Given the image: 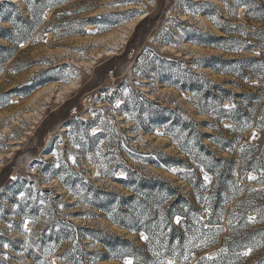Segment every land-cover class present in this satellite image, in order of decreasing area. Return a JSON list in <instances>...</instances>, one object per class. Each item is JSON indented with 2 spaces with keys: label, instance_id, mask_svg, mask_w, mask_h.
<instances>
[{
  "label": "rangeland",
  "instance_id": "rangeland-1",
  "mask_svg": "<svg viewBox=\"0 0 264 264\" xmlns=\"http://www.w3.org/2000/svg\"><path fill=\"white\" fill-rule=\"evenodd\" d=\"M263 13L264 0H0V264H124L129 257H106L101 239L122 237L141 248L144 240L96 208L116 212L102 192L129 195L118 183L125 179L120 173L166 180L192 203L186 178L214 183L197 170L196 142L172 124L177 117L197 125L201 143L216 157L236 160L235 181L245 184L240 199L263 204ZM71 84L75 89L57 99L58 89ZM213 85L246 95L236 98L244 116L225 108L229 101L208 107L187 90L204 95ZM232 117L244 121L236 125ZM206 136L228 143L236 156ZM154 154L176 157L191 169H156L146 162L157 160ZM239 154L248 170L259 159L257 174L245 172ZM250 216L230 231L229 222L233 227L241 220L230 213L206 250L197 237L189 263L202 256L215 264L260 263V241L251 242L247 256L242 253L249 248L229 262L217 256L229 254L237 234L264 226ZM206 219L203 209L198 220L204 225Z\"/></svg>",
  "mask_w": 264,
  "mask_h": 264
},
{
  "label": "trees",
  "instance_id": "trees-1",
  "mask_svg": "<svg viewBox=\"0 0 264 264\" xmlns=\"http://www.w3.org/2000/svg\"><path fill=\"white\" fill-rule=\"evenodd\" d=\"M247 15L253 13L255 4L248 6ZM262 25H264V13L263 16L258 19ZM247 37H251L248 33ZM264 41V40H263ZM261 57L264 60V43H261ZM251 60V59H250ZM208 86V83L202 82ZM210 91L216 90L219 93L218 96L213 95L210 91L204 95H197L194 90L187 89L192 95L198 96L201 101L210 102L208 107H211L212 103L220 106L222 103L229 101L235 108L231 112L243 115V111L239 109V103L236 102V98H248L246 95H234L229 91L221 89L220 86H209ZM257 97L255 95H251ZM258 99V98H257ZM247 104V103H246ZM231 111V110H230ZM226 112V111H221ZM228 112V111H227ZM230 113V112H228ZM231 119V118H230ZM234 124L240 125L244 119H237L232 117ZM173 123L178 124L180 131L183 133L188 131L189 139L196 142L197 154L194 155L193 161L197 164V170H202L201 175L210 176L214 178L213 185L205 186L204 182L198 177L186 178L189 188L191 189L190 197L194 200L189 201L182 193L180 189L175 188L172 184L166 180L158 179L154 177H144L131 173L129 170L124 176L125 179L118 181V183L128 192V196H120L114 194L104 195L109 202L106 204L107 208H111L113 204L117 206L115 213H108L103 207H96L104 216H108V220L120 229L127 230L128 232L140 236L141 233L148 237L147 241L143 242V248L135 246L132 242L122 238L114 236H105L109 243L102 240L100 244L108 253L106 257L114 258V256L129 257L134 260V264H156V259L171 258L175 261V264H190L191 250L193 246L200 239L204 240V247L202 249H208L210 246L216 244V236L221 233L224 220H228L229 214L238 213L241 219L239 224L232 226L229 222V230L236 231L241 229L240 223H245L247 214L252 213L255 215V222L259 225H264V208L263 204H248L244 199H240L245 193V184L238 185L234 178V167L236 160H227L221 157H216L208 147L201 143L202 137H205L199 133L197 125L192 121L185 119L184 117H177V121ZM263 121H258L257 128L261 129ZM175 124V125H176ZM263 127V126H262ZM212 144L218 146L222 151H225L231 156H236L233 147H230L228 143H221L215 141L211 136H206ZM253 148L256 145H252ZM154 159L146 160L150 166L156 169H163L168 171L171 167H179L183 169H191L183 161L169 155L154 154ZM238 160L242 162V167L246 171H253L257 174L256 166L259 163L258 158H254L250 162V166L253 169H247V164L243 159V155H238ZM250 167V168H251ZM123 179V178H122ZM244 183H246L244 181ZM264 179L259 181V184H263ZM240 199V200H239ZM235 202L234 209L229 207ZM93 205V204H91ZM207 210V219L204 225L198 220L202 210ZM237 211V212H235ZM130 213L135 215L134 221L130 219ZM181 218L180 222L174 226L172 221L174 218ZM231 217V216H230ZM194 223L199 224L200 227L195 226ZM200 228V229H199ZM103 235L102 233H100ZM252 241H260L264 247V226L255 230L253 233L247 235H238L232 245L228 247L229 254L217 253L218 257L224 258L226 262H229L247 248L252 246ZM115 244V245H114ZM155 253H159L157 256ZM187 254V260L184 259ZM154 261V262H153ZM186 261V262H185ZM218 260L206 259L202 256L193 264H215ZM264 264V259L258 263Z\"/></svg>",
  "mask_w": 264,
  "mask_h": 264
},
{
  "label": "snow or ice",
  "instance_id": "snow-or-ice-1",
  "mask_svg": "<svg viewBox=\"0 0 264 264\" xmlns=\"http://www.w3.org/2000/svg\"><path fill=\"white\" fill-rule=\"evenodd\" d=\"M114 6H119V5H114ZM21 47H23V45H21ZM125 94L126 95L128 94L127 93V89H125ZM120 103H122V102L118 100L117 101V107L120 105ZM234 107H235V105H225V108H234ZM226 127H227V125H226ZM94 134H95V130H93V135ZM81 138L83 139V137H81ZM253 138H255V133L253 134ZM76 147H80V145H76ZM98 155H99V153H98ZM69 159L72 160L73 163H75V158L74 157L69 156ZM89 161L91 162V157H89ZM57 167H59V165H57ZM171 171L175 172V169H172ZM248 178L249 179H255L256 177L250 175ZM12 179L15 180L16 177L13 176ZM61 179H63V177H61ZM207 179H208V177L205 176V180H207ZM20 199H24V193H21L20 194ZM254 219H255V217H251L250 216L249 217V222L254 221ZM177 222H179V218H177ZM28 223H29V221L26 219L24 221V225H23L25 232H28L29 231V229H28ZM11 227H12V225H9V228H11ZM140 238H141V240H144V241H147L148 240V237L146 235H144L143 233L140 234ZM28 246L29 245H25V247H28ZM4 247L7 248L8 245L5 244ZM251 251H252V249L249 248L247 251L243 252L242 255L247 256V255H249L251 253ZM155 255L159 256L160 254L159 253H155ZM184 259L187 260V254H185ZM208 259H211V257H208ZM40 264H43V262H40ZM124 264H133V260L130 259V258H126ZM158 264H175V261L173 259H169L167 261L159 260L158 261Z\"/></svg>",
  "mask_w": 264,
  "mask_h": 264
},
{
  "label": "bare ground",
  "instance_id": "bare-ground-1",
  "mask_svg": "<svg viewBox=\"0 0 264 264\" xmlns=\"http://www.w3.org/2000/svg\"><path fill=\"white\" fill-rule=\"evenodd\" d=\"M240 12L242 13V9H240ZM107 56L109 55H112L111 52H107L105 51L104 52ZM114 54V53H113ZM73 89H75V84H71V85H67V86H64L63 88L61 89H58V93H57V99H63L64 96L68 93H70ZM87 100H84L83 103H85ZM50 137V135L47 136V139ZM95 171V170H94ZM122 174V175H121ZM120 177L119 178H124L125 174L124 173H120L119 174ZM176 221V220H175Z\"/></svg>",
  "mask_w": 264,
  "mask_h": 264
}]
</instances>
